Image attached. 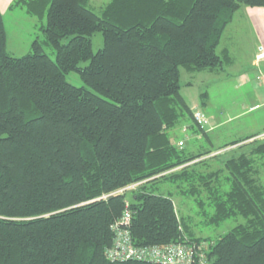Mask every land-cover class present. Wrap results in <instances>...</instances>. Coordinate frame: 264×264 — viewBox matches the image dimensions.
I'll return each instance as SVG.
<instances>
[{"label":"trees","instance_id":"1","mask_svg":"<svg viewBox=\"0 0 264 264\" xmlns=\"http://www.w3.org/2000/svg\"><path fill=\"white\" fill-rule=\"evenodd\" d=\"M91 3L14 0L10 9L37 18L44 36L22 57L8 52L0 11V264H164L110 260L127 211L120 228L137 248L182 244L191 264H264V186L254 167L264 142L226 161L231 188L222 192L212 184L223 171L200 174L206 154L170 138L179 123L205 132L181 94V69L221 74L232 61L218 53L226 28L264 0H111L99 13ZM70 73L85 86L69 83ZM160 181L208 206V226L246 224L216 241L196 237L172 196L155 192Z\"/></svg>","mask_w":264,"mask_h":264},{"label":"rangeland","instance_id":"2","mask_svg":"<svg viewBox=\"0 0 264 264\" xmlns=\"http://www.w3.org/2000/svg\"><path fill=\"white\" fill-rule=\"evenodd\" d=\"M110 1L91 0V8L99 13L101 8ZM5 25L8 52L14 57L28 54L38 35L40 40H44L43 34L38 29L36 30L39 21L27 14L23 7L15 8L13 13L6 15ZM92 40L94 52L102 49L103 37L100 33H96ZM226 46L223 38L218 53L221 54ZM46 52L52 59H55V53L51 48L47 47ZM248 63V58H238L232 68H227V66L225 68V71L227 69L232 72H222V74L207 71L189 72L181 69V94L195 112L199 111L204 115L203 118L206 119L207 125H202L206 128L202 135V133L195 134L193 131H188L189 123H179L170 131V138L186 153L191 155L206 154L196 161H203L199 166L197 165L198 172L202 175L223 171L224 164L228 159L237 157L244 152L249 154L253 149L250 144L260 137L251 138L250 136L249 139H243L246 138V135L248 137L249 133L264 131V107L254 109L255 111L252 112L248 107L252 101L259 102L261 100L262 102L264 91L253 92L250 88L245 87L243 81L240 80L243 77L241 71H244ZM86 65L87 63L82 64V66ZM235 72L237 74H233ZM67 81L77 87L85 86L77 73H70L67 76ZM212 126L214 128L210 131ZM238 140L243 141L236 146L230 145ZM259 157L261 160L259 163L256 161L254 167L259 170V177L256 175L258 184L264 186V157L254 156L255 159ZM229 176V172L224 170L220 175V182L217 184L214 181L212 186H216L218 189L217 185H219L222 192L229 191L231 188V183L228 181ZM154 187L158 194L172 196L178 214L196 237H208L216 241L234 227L246 224L243 217H234L220 226H208L206 221L211 213L208 206L204 209L205 211L198 208L192 198L182 195L181 187L177 188L172 183L160 181ZM204 192V194L207 193V191Z\"/></svg>","mask_w":264,"mask_h":264},{"label":"crops","instance_id":"3","mask_svg":"<svg viewBox=\"0 0 264 264\" xmlns=\"http://www.w3.org/2000/svg\"><path fill=\"white\" fill-rule=\"evenodd\" d=\"M13 2L14 0H0V11L3 14L4 21L6 15L15 11V9H10ZM223 38L227 46L221 52L227 50L232 59L227 68H232L238 58H248V66L244 68V71H241L243 77L240 80L243 81L245 87L250 88L253 92L264 91V8L245 7L240 9L236 12L232 22L226 28ZM223 72L231 73L232 70L227 71L226 69ZM233 74L237 73L235 72ZM248 107L250 112L263 108L264 100L262 102L261 100L259 102L252 101ZM213 128L212 126L210 131ZM250 136L260 137L257 140L264 142V131L249 133L248 137ZM250 146L252 147V145ZM260 158H256L255 160L259 163ZM257 176L259 177V170H257Z\"/></svg>","mask_w":264,"mask_h":264},{"label":"built area","instance_id":"4","mask_svg":"<svg viewBox=\"0 0 264 264\" xmlns=\"http://www.w3.org/2000/svg\"><path fill=\"white\" fill-rule=\"evenodd\" d=\"M203 114L196 113L195 119L200 124H207ZM136 185L129 187L135 188ZM130 213L127 211L124 217L118 224L114 226L117 237L114 249L110 251L111 261H126L129 259H136L139 261L147 260L153 263L164 264H191L193 252L188 251L182 244H171L164 248L152 247V248H137L133 246L130 233L127 229L120 228L122 226L129 225ZM121 225V226H120Z\"/></svg>","mask_w":264,"mask_h":264}]
</instances>
